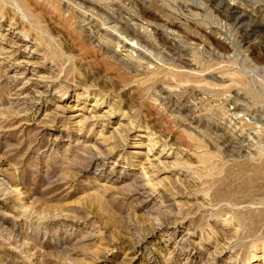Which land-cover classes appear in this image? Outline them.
Masks as SVG:
<instances>
[{
	"label": "rangeland",
	"instance_id": "374dc122",
	"mask_svg": "<svg viewBox=\"0 0 264 264\" xmlns=\"http://www.w3.org/2000/svg\"><path fill=\"white\" fill-rule=\"evenodd\" d=\"M0 264H264V0H0Z\"/></svg>",
	"mask_w": 264,
	"mask_h": 264
},
{
	"label": "bare ground",
	"instance_id": "6f19581e",
	"mask_svg": "<svg viewBox=\"0 0 264 264\" xmlns=\"http://www.w3.org/2000/svg\"><path fill=\"white\" fill-rule=\"evenodd\" d=\"M152 145V144H151ZM163 150V149H162Z\"/></svg>",
	"mask_w": 264,
	"mask_h": 264
}]
</instances>
